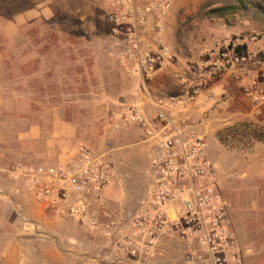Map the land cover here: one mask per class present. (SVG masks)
I'll return each instance as SVG.
<instances>
[{"label": "rangeland", "instance_id": "374dc122", "mask_svg": "<svg viewBox=\"0 0 264 264\" xmlns=\"http://www.w3.org/2000/svg\"><path fill=\"white\" fill-rule=\"evenodd\" d=\"M158 21L162 25L160 36L170 49L172 47L171 61L178 62L180 67L184 51L182 39L185 38L197 41L190 49L195 61L203 51L235 41L245 43L248 59L257 60L264 68V0H172L171 8L160 15ZM154 23L153 15L148 17L146 27L152 30ZM74 49L73 55L83 62L72 65L60 62L61 71L69 69L76 77L75 84H71L70 79L60 76L58 99H66V91H69L76 108L68 109V112L80 121L86 138L82 144L98 150L102 135L101 123L97 121L99 104L118 105L119 96L123 95L127 100H134V92L129 96L125 92L137 87L138 83L118 74L116 61L94 63L85 48L75 46ZM93 69L99 72L95 73ZM98 73L100 77L96 76ZM44 85L54 86V79H45ZM32 86L39 88L42 83L33 81ZM70 92L74 93L71 95ZM202 94L193 100L192 107L206 101V98L201 99ZM249 101L251 106L246 105L230 122L214 110L216 104L200 107L195 121L198 130L206 131L207 156L215 167L211 183L215 184L221 203H224L225 223L234 241L231 254L236 255L241 264H264V105L256 111ZM86 105L92 107V111L87 110ZM205 110H209V114L204 115ZM18 113V110L11 112L9 108H0V147L10 145V134H13L11 142L15 143ZM191 116L194 119L193 112ZM121 153L130 161L125 171L129 198L143 195L150 181L144 174L151 165V144L141 142ZM5 163L0 166V264H58L50 252L56 246V240L51 237L54 230L41 226L38 219L41 206L32 188L26 187L21 181L22 176L15 177L17 164L4 166ZM108 207L113 211L115 204H108ZM58 233H62L61 241H65V231L62 229ZM199 241L196 237L183 236L182 225L178 224L172 234L158 240L153 256L147 259L114 251L108 238L103 246L97 245L96 241L95 249L103 247L114 253L99 264H207L208 255ZM56 244L59 245V241ZM41 247L47 249L45 257L41 255ZM84 260L80 256L68 259L64 255L63 262L82 264Z\"/></svg>", "mask_w": 264, "mask_h": 264}, {"label": "crops", "instance_id": "0c3cea01", "mask_svg": "<svg viewBox=\"0 0 264 264\" xmlns=\"http://www.w3.org/2000/svg\"><path fill=\"white\" fill-rule=\"evenodd\" d=\"M107 10L108 0H0V108L19 111L16 114L19 128L15 143L11 142L13 134H10V145L0 147V166L4 161V166L15 163L25 168L61 164L74 155L78 145L86 141L80 121L68 112V109L76 108L69 91H66V99H58L60 76L70 79L71 84H75L76 77L69 69L61 71L60 62L71 65L83 62L73 55L75 46H80L89 52L94 63L122 60L127 68L118 63V74L138 83L137 87L128 88L125 92L127 96L134 92V100H127L123 95L119 96L118 105L108 107L100 103L98 106L97 121L102 126L98 150L105 149L103 141L111 138L108 158L115 169L114 179L104 190V196L108 204H116L129 196L125 171L130 161L121 151L141 141L134 128H117V124L110 121L109 112L120 104H146L154 97L183 89L185 83L174 79L172 72L178 70L182 75L192 77L196 69L190 49L197 41L182 39V67L178 62L164 60L156 63L150 74L140 78L130 69L136 61V43L142 49L149 48L153 43L151 27L133 22L135 34L127 38L126 24L109 22ZM73 18L78 21H71ZM169 44L173 46L170 39ZM93 70L95 73L98 71ZM247 71L264 87L262 63L257 60L252 62L248 57L235 62L205 89L201 99L206 98L207 102L195 103L196 108L192 107L194 120L199 117L196 111L210 104L212 107L216 104L214 110L227 122L232 121L234 115L241 114L246 105L251 106L244 89ZM47 78L54 79V86L44 85ZM33 81H39L42 87L33 88ZM73 93L70 92L71 95ZM145 108L147 113L153 111L147 105ZM86 109L92 111L88 105ZM203 114H209V110L203 111ZM144 176L151 179V165ZM21 181L26 187H31L27 176H23ZM38 219L43 228L54 230L51 237L59 241V245L55 242L56 246L50 251L58 264H67L63 262L64 255L68 259L83 257L82 264H99V261L114 254L103 247L95 249L96 241L97 245H102L107 239L99 231L82 228L59 211L40 208ZM56 229L65 231V241H61L62 233ZM40 250L45 257L47 249L41 247Z\"/></svg>", "mask_w": 264, "mask_h": 264}, {"label": "built area", "instance_id": "2783aa9c", "mask_svg": "<svg viewBox=\"0 0 264 264\" xmlns=\"http://www.w3.org/2000/svg\"><path fill=\"white\" fill-rule=\"evenodd\" d=\"M171 4L172 0H108L107 18L126 24L127 38L135 34L133 22L146 27L148 17L154 15L153 43L147 49L135 46L136 61L130 72L140 78L150 74L156 63L173 59L160 36L158 21ZM238 45L224 42L203 51L190 78L179 71L173 73L174 79L185 83L183 89L146 104H120L109 112L117 128H134L141 142L151 144L152 176L143 195H129L113 211L108 207L104 190L115 176L108 158L111 138L103 141L102 150L78 145L74 155L61 164L17 165L15 177H28L41 209L59 211L84 228L99 231L121 254L136 259L153 256L158 240L172 234L179 224L183 236L200 240L207 264H241L231 254L234 241L225 223L224 203L211 183L215 167L207 156L206 131L198 130L191 116L193 100L235 62L247 57L236 54ZM117 63L126 66L122 60ZM246 73L245 92L259 111L264 105V88ZM146 105L153 109L151 113Z\"/></svg>", "mask_w": 264, "mask_h": 264}, {"label": "trees", "instance_id": "16d2710c", "mask_svg": "<svg viewBox=\"0 0 264 264\" xmlns=\"http://www.w3.org/2000/svg\"><path fill=\"white\" fill-rule=\"evenodd\" d=\"M218 10H220V9H218ZM235 52L240 57L247 56V46H246V44L242 43V44L238 45V47L235 49Z\"/></svg>", "mask_w": 264, "mask_h": 264}]
</instances>
